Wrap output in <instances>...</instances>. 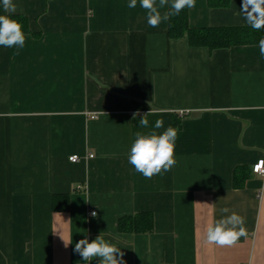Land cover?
Wrapping results in <instances>:
<instances>
[{
  "label": "crops",
  "instance_id": "0c3cea01",
  "mask_svg": "<svg viewBox=\"0 0 264 264\" xmlns=\"http://www.w3.org/2000/svg\"><path fill=\"white\" fill-rule=\"evenodd\" d=\"M14 3L31 32L18 54L0 46V264H85L75 243L100 234L126 264H264V177L253 173L264 160L258 45L192 48L169 37V19L152 28L129 0ZM241 5L196 0L185 10L192 28L250 27ZM158 119L159 132L179 123L177 163L146 179L128 154ZM238 167L251 171L243 188L233 186ZM61 195L69 209L55 211ZM146 212L153 233L119 231L120 218ZM232 212L247 237L207 245L206 224Z\"/></svg>",
  "mask_w": 264,
  "mask_h": 264
},
{
  "label": "clouds",
  "instance_id": "9594fccd",
  "mask_svg": "<svg viewBox=\"0 0 264 264\" xmlns=\"http://www.w3.org/2000/svg\"><path fill=\"white\" fill-rule=\"evenodd\" d=\"M137 6L144 10L147 24L157 28L171 16L179 15L182 10L195 8L196 0H129L127 5L130 9ZM165 8L168 11L162 12ZM16 12L17 5L14 0H0V46L17 49L18 54V50L25 46L26 35L21 22L13 17ZM240 15L251 29L261 31L264 29V0H242ZM258 48L260 55L264 57V38L259 39ZM257 107L259 109L261 106ZM139 125L142 129L149 128L146 115L139 119ZM163 125V120L158 119L149 131H137L129 150L128 163L136 173L146 179L170 171L177 163L175 148L178 130L169 126L159 132ZM253 171H264V160H260ZM222 212L228 213L229 209L224 208ZM96 215L95 211L91 212L92 217ZM67 222L64 221L65 224ZM58 234L65 247L73 243L72 239H66L60 232ZM247 235L244 217L235 212L209 221L205 226V243L210 246L233 247L241 237ZM74 252L79 254L85 264H91L94 260L98 261V264H126L123 259L124 252L116 244L108 242L102 234L91 241L87 237L79 240L75 243Z\"/></svg>",
  "mask_w": 264,
  "mask_h": 264
},
{
  "label": "trees",
  "instance_id": "16d2710c",
  "mask_svg": "<svg viewBox=\"0 0 264 264\" xmlns=\"http://www.w3.org/2000/svg\"><path fill=\"white\" fill-rule=\"evenodd\" d=\"M232 0H208L212 8H227ZM21 22L23 31L30 33L29 21L26 17L13 15ZM168 35L171 39L178 40L187 37L192 48H207L210 51L230 49L237 46L258 45V41L264 38V29L255 31L251 27H211L192 28L189 23V13L182 10L179 15L171 16L168 20ZM179 123H174L178 128ZM251 171L247 167H238L234 171V188H243L250 178ZM55 211L69 209L68 196H57L53 199ZM154 216L152 213H139L134 216H125L119 219L118 229L121 233L151 234L154 232Z\"/></svg>",
  "mask_w": 264,
  "mask_h": 264
},
{
  "label": "built area",
  "instance_id": "2783aa9c",
  "mask_svg": "<svg viewBox=\"0 0 264 264\" xmlns=\"http://www.w3.org/2000/svg\"><path fill=\"white\" fill-rule=\"evenodd\" d=\"M92 157H93V156H90V158H92ZM69 160H70L71 162H73V163H76V162H78L80 159H79L78 156H73V157H70ZM258 162H259V161H258ZM258 162H257V163H258ZM257 163H256V164H257ZM256 164H255V165H256ZM255 165H254V166H255ZM254 166H253V168H254ZM253 173L256 174V175H259V176L264 177V171H262V172H260V173H256V172L253 171Z\"/></svg>",
  "mask_w": 264,
  "mask_h": 264
}]
</instances>
